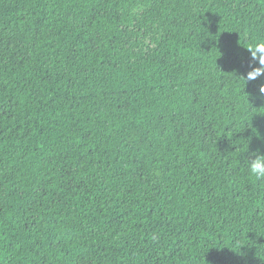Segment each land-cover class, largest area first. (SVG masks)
I'll list each match as a JSON object with an SVG mask.
<instances>
[{"label":"trees","instance_id":"obj_1","mask_svg":"<svg viewBox=\"0 0 264 264\" xmlns=\"http://www.w3.org/2000/svg\"><path fill=\"white\" fill-rule=\"evenodd\" d=\"M264 0H0V264H264Z\"/></svg>","mask_w":264,"mask_h":264},{"label":"clouds","instance_id":"obj_2","mask_svg":"<svg viewBox=\"0 0 264 264\" xmlns=\"http://www.w3.org/2000/svg\"><path fill=\"white\" fill-rule=\"evenodd\" d=\"M247 49L251 53L252 61L258 62L259 65L249 71L247 77H244L248 82L264 76V42L252 44ZM259 94L264 96V84L259 87ZM247 171L255 180H264V153L257 150L247 157Z\"/></svg>","mask_w":264,"mask_h":264}]
</instances>
